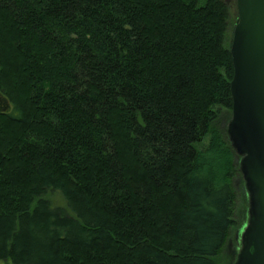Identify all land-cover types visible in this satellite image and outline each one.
I'll use <instances>...</instances> for the list:
<instances>
[{"label": "trees", "instance_id": "obj_1", "mask_svg": "<svg viewBox=\"0 0 264 264\" xmlns=\"http://www.w3.org/2000/svg\"><path fill=\"white\" fill-rule=\"evenodd\" d=\"M230 24L223 0H0V264H217Z\"/></svg>", "mask_w": 264, "mask_h": 264}, {"label": "water", "instance_id": "obj_2", "mask_svg": "<svg viewBox=\"0 0 264 264\" xmlns=\"http://www.w3.org/2000/svg\"><path fill=\"white\" fill-rule=\"evenodd\" d=\"M231 54L234 77L228 136L241 157L249 222L236 264H264V0H236Z\"/></svg>", "mask_w": 264, "mask_h": 264}, {"label": "rangeland", "instance_id": "obj_3", "mask_svg": "<svg viewBox=\"0 0 264 264\" xmlns=\"http://www.w3.org/2000/svg\"><path fill=\"white\" fill-rule=\"evenodd\" d=\"M223 1L227 4L232 19V24H230L231 27L229 29V38L231 43L234 33V28L238 19L237 2L236 0H223ZM225 115L232 117V112L231 113L226 112ZM231 119H227L223 121V127H225L226 130H228V125ZM208 142L209 140L205 142L206 146L208 145ZM240 162H241V157H239L236 152V156L233 157V164L237 172H235V175L232 177V185L235 192V201L233 206L234 226L230 230L227 242L225 243L222 250L216 257L215 261L217 264H236L238 256L240 254V250L242 248L243 233L246 227L248 226V222H249V207H250L249 195L246 188L244 177L240 170ZM46 199L52 202L54 208L66 207L65 199L63 198L62 193L59 191L49 192L46 196Z\"/></svg>", "mask_w": 264, "mask_h": 264}]
</instances>
